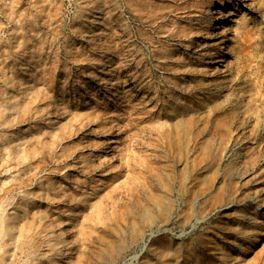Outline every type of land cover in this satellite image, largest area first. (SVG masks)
Wrapping results in <instances>:
<instances>
[{
	"label": "rangeland",
	"instance_id": "rangeland-1",
	"mask_svg": "<svg viewBox=\"0 0 264 264\" xmlns=\"http://www.w3.org/2000/svg\"><path fill=\"white\" fill-rule=\"evenodd\" d=\"M0 208V264H264V0H0Z\"/></svg>",
	"mask_w": 264,
	"mask_h": 264
},
{
	"label": "bare ground",
	"instance_id": "bare-ground-1",
	"mask_svg": "<svg viewBox=\"0 0 264 264\" xmlns=\"http://www.w3.org/2000/svg\"><path fill=\"white\" fill-rule=\"evenodd\" d=\"M215 12V11H214ZM112 141L110 140V143H111ZM0 213H1V208H0ZM2 223H3V225H2ZM4 226H5V223H4V221H3V219L1 218V215H0V231L2 232V230H3V228H4ZM263 232H264V230H263Z\"/></svg>",
	"mask_w": 264,
	"mask_h": 264
}]
</instances>
